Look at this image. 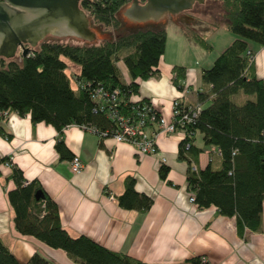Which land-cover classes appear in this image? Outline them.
I'll list each match as a JSON object with an SVG mask.
<instances>
[{"label":"trees","instance_id":"obj_1","mask_svg":"<svg viewBox=\"0 0 264 264\" xmlns=\"http://www.w3.org/2000/svg\"><path fill=\"white\" fill-rule=\"evenodd\" d=\"M222 2L228 30L234 40L221 51L208 68L200 71V79L209 86L198 91L200 102L209 101L183 128L178 158L188 162L187 185L194 204L199 209L214 207L220 216L235 218L236 232L262 231L264 202V80L255 75L254 54L264 48V0H217ZM127 0H80V7L102 25L118 29V18ZM148 24H151L150 27ZM146 27L130 28L126 33L98 43L70 44L59 40L42 41L38 48L20 60L0 57V136L10 139L3 121L7 113L29 116L35 124L52 125L57 133L54 148L60 159H71L63 138V128L69 125L92 128L100 138L110 136L116 123L110 118L109 101L97 97V89L116 96L119 114L137 118L146 99L130 101L139 92V80L158 76V64L167 38L164 26L148 23ZM187 37L206 50L211 45L201 34ZM65 59L79 67L67 75ZM122 62L128 79L118 65ZM173 84L184 87L186 69L174 65ZM71 80L76 87L73 88ZM244 94L243 102L233 98ZM157 110V109H156ZM156 118L161 114L152 111ZM149 130L156 128L147 121ZM107 131L108 135L100 133ZM200 136L201 145L195 143ZM187 144V145H186ZM187 147V148H186ZM206 148L209 154L203 169L193 170L191 164ZM218 159V166L215 160ZM0 163L11 166L9 180L15 188L7 192L14 212L15 230L30 236L55 250H62L76 264H144L125 254L113 252L86 236L72 238L62 228L59 210L37 182L25 183L22 172L10 157L0 156ZM169 169L160 164L158 176L167 182ZM135 181L125 180L124 192L117 197L124 210L146 213L153 201L135 191ZM40 192L42 197L35 198ZM188 264H209L196 256ZM0 264H48L37 254L20 263L0 239Z\"/></svg>","mask_w":264,"mask_h":264},{"label":"crops","instance_id":"obj_2","mask_svg":"<svg viewBox=\"0 0 264 264\" xmlns=\"http://www.w3.org/2000/svg\"><path fill=\"white\" fill-rule=\"evenodd\" d=\"M199 4L208 9L205 19L209 22L207 32L199 34L210 45L211 40H219L218 51L205 56L200 50L206 49L189 39L180 25L181 34L201 49H196L194 55L187 54L183 60L167 58L164 50L158 76L139 80V92L130 97L133 102L149 100L166 123L172 120L175 98L187 106L199 103L198 91L210 89L201 82L200 71L208 68L235 38L227 28L221 1L205 0L204 4L208 5ZM212 50L211 45V50L206 51ZM65 62L71 63L66 59ZM174 65L186 69L182 90L172 82ZM254 66L255 75L264 80L263 47L254 54ZM208 102L200 105L204 107ZM3 124L11 138L0 136V156L10 157L22 172L25 183L37 182L55 202L61 226L70 237L86 236L106 249L144 264H188L186 260L196 256L209 264H264V202L262 231L246 232L244 239L237 235L235 218L220 216L214 207L199 209L191 203L188 162L178 158L181 132L159 133L155 139L158 155L153 156L140 154L134 145L117 142L112 136L100 138L90 129L66 126L62 131L63 141L72 158L78 157L83 165L81 172L74 174L71 159H60L54 148L58 133L52 125L33 124L29 116L21 117L14 112L7 113ZM210 153L218 156L213 148L204 149L191 164L193 170L203 169ZM218 162L216 159L215 166ZM161 163L169 169L167 182L158 176ZM10 173L11 166L0 163L3 244L20 263L37 254L48 264H76L62 250L49 248L15 230L14 212L7 199V192L15 188L9 180ZM128 177L134 179L135 191L152 199L153 204L146 213L118 206L117 197L124 192Z\"/></svg>","mask_w":264,"mask_h":264},{"label":"water","instance_id":"obj_3","mask_svg":"<svg viewBox=\"0 0 264 264\" xmlns=\"http://www.w3.org/2000/svg\"><path fill=\"white\" fill-rule=\"evenodd\" d=\"M204 1L145 0L139 4L131 0L122 14L136 23H158L191 10L193 5H208ZM49 35L74 36L88 43L96 39L80 0H0V57L12 59L18 50L26 56ZM41 197L40 192L35 194L37 200Z\"/></svg>","mask_w":264,"mask_h":264},{"label":"rangeland","instance_id":"obj_4","mask_svg":"<svg viewBox=\"0 0 264 264\" xmlns=\"http://www.w3.org/2000/svg\"><path fill=\"white\" fill-rule=\"evenodd\" d=\"M122 8L120 9L118 13V18L123 24H121L118 29H115L112 26L102 25L101 23L97 22L94 18H92L88 14L86 10H84L81 7V9H83V11L86 13V15L88 16L90 20V28L94 32H96V39L92 41L91 43H98L105 39H112L120 34L128 32L130 28L133 29L135 27H146L148 23L145 24V23H136V22L130 21L129 18H127L126 16L122 14L124 10ZM207 10H208L207 8H205L204 6H200V4L194 5L191 11L186 10V11L180 12L177 15H175V17H173L172 15H169L164 20L157 23V25L164 26L167 31V38H166V44H165V53H166L167 58H181L183 60L185 57H187V54L188 56L191 54L194 55V51L196 49H201L199 45L192 44L193 42H191L190 40H187V38L181 34V31H180L181 28L179 27L181 25V27L183 28L186 34H187V31H188V34H193V35L194 34L199 35V33L201 32H207L206 28L208 27V23H209L205 19V14ZM150 25L151 24H148L149 27ZM46 40H59V41L70 43V44L88 43V42L83 41L81 38L74 37V36L58 37L55 35H49V36H46L43 41H46ZM40 43L34 48L37 49ZM211 43H212L211 45L213 48L211 52H208L203 49L200 50L204 53L205 56L209 54H213L215 53V51L216 52L218 51L217 45L219 43V40L213 39L211 40ZM213 43H215V45ZM200 51H199L200 56H202L203 53ZM20 57H21V50H18L16 52V55L12 59L19 61ZM66 64H67V69H66L67 75L72 76V74H74L75 72L76 73L78 72V68L76 67V65H74L73 63H69V62H66ZM118 65L120 66V69L124 77L127 78L128 73L124 70V66L122 62H119ZM71 85L73 88L76 87L75 83L72 80H71ZM246 98H247L246 95L241 94L240 96L235 97L233 99L235 100V102L241 103ZM196 144L197 145L201 144L199 135H197L196 137Z\"/></svg>","mask_w":264,"mask_h":264},{"label":"built area","instance_id":"obj_5","mask_svg":"<svg viewBox=\"0 0 264 264\" xmlns=\"http://www.w3.org/2000/svg\"><path fill=\"white\" fill-rule=\"evenodd\" d=\"M95 95L97 97H103L107 102L109 101V116L116 123V128L114 131H110V136L117 142H127L134 145L137 152L144 155H158L155 140L157 135L159 133L172 134L175 132H181L184 135L185 129L183 127L189 123L191 119H195L200 112L199 104L187 106L180 103L179 99H174L172 102V120L170 123H166L161 115L156 118L154 114L151 113L152 111H157L151 103L144 104L137 118L132 119L129 116L118 113L116 110L118 104H116L114 92L107 95L103 90L97 89ZM147 121L153 122L156 128L154 130H149ZM83 128L94 131L92 128H86L84 126ZM100 135L106 136L108 133L105 131L100 133ZM82 168V162L78 157L74 156L71 160V171L74 174H78L81 172ZM189 201L194 203L193 197H190Z\"/></svg>","mask_w":264,"mask_h":264},{"label":"flooded vegetation","instance_id":"obj_6","mask_svg":"<svg viewBox=\"0 0 264 264\" xmlns=\"http://www.w3.org/2000/svg\"><path fill=\"white\" fill-rule=\"evenodd\" d=\"M129 3H131V0H127V3L123 6V8L122 9H126V7H128V5H129ZM138 3L139 4H143V3H145V0H138ZM194 6V5H193ZM193 8V7H192ZM192 10V9H191ZM190 10V11H191ZM146 23H155V22H146ZM145 23V24H146ZM155 24H157V23H155ZM25 46H28V44H25Z\"/></svg>","mask_w":264,"mask_h":264}]
</instances>
